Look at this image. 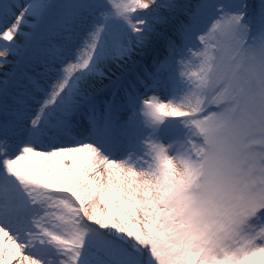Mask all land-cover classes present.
<instances>
[{
	"label": "snow or ice",
	"instance_id": "1",
	"mask_svg": "<svg viewBox=\"0 0 264 264\" xmlns=\"http://www.w3.org/2000/svg\"><path fill=\"white\" fill-rule=\"evenodd\" d=\"M0 264H264V0H0Z\"/></svg>",
	"mask_w": 264,
	"mask_h": 264
}]
</instances>
